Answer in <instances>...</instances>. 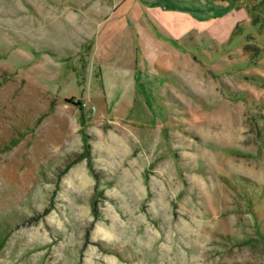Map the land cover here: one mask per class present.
<instances>
[{"label":"rangeland","instance_id":"rangeland-1","mask_svg":"<svg viewBox=\"0 0 264 264\" xmlns=\"http://www.w3.org/2000/svg\"><path fill=\"white\" fill-rule=\"evenodd\" d=\"M189 1L0 0V264H264V0Z\"/></svg>","mask_w":264,"mask_h":264},{"label":"crops","instance_id":"crops-1","mask_svg":"<svg viewBox=\"0 0 264 264\" xmlns=\"http://www.w3.org/2000/svg\"><path fill=\"white\" fill-rule=\"evenodd\" d=\"M114 7L110 9L109 14L103 16V20L100 23H110L114 21V13L123 8L125 5L127 13V23L136 24L140 31H143L144 35L146 30L148 31L151 26H155L158 29L164 30L171 36L166 30L167 25L187 20L193 21L192 13L190 14L189 0H113ZM194 16V15H193ZM211 19V18H210ZM209 20L207 19H200ZM149 35V34H148Z\"/></svg>","mask_w":264,"mask_h":264}]
</instances>
